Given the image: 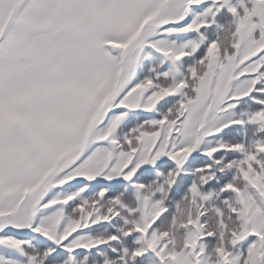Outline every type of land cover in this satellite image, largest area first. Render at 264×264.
Here are the masks:
<instances>
[{
	"label": "snow or ice",
	"instance_id": "snow-or-ice-1",
	"mask_svg": "<svg viewBox=\"0 0 264 264\" xmlns=\"http://www.w3.org/2000/svg\"><path fill=\"white\" fill-rule=\"evenodd\" d=\"M0 264H264V0H0Z\"/></svg>",
	"mask_w": 264,
	"mask_h": 264
}]
</instances>
